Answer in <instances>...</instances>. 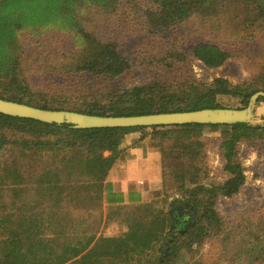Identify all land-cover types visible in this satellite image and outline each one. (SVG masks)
<instances>
[{
	"label": "trees",
	"instance_id": "obj_1",
	"mask_svg": "<svg viewBox=\"0 0 264 264\" xmlns=\"http://www.w3.org/2000/svg\"><path fill=\"white\" fill-rule=\"evenodd\" d=\"M141 1L135 6L157 32L198 20L217 35L264 38V0ZM125 3L129 0H0V98L88 115L138 116L226 108L220 102L226 97L245 108L255 93L264 92V64L256 77L238 84L223 77L211 82L187 77L77 96L31 85L23 67L22 33L73 35V49L51 65L60 74L111 80L125 74L130 62L117 42L86 29L94 8L112 13ZM171 51L175 64L189 60L186 53ZM191 57L215 70L232 52L202 43L191 47ZM209 132L220 134L227 179L219 184L207 182L210 166L202 138ZM134 133L141 135L133 147L158 152L162 182L156 199L116 205L107 180L126 159L122 145ZM243 143L264 145V126L74 129L0 114V264H201L192 254L211 240L229 264H264V216L225 221L216 209L219 199L234 197L246 183L238 157ZM116 214L127 230L105 236L103 229Z\"/></svg>",
	"mask_w": 264,
	"mask_h": 264
},
{
	"label": "rangeland",
	"instance_id": "obj_2",
	"mask_svg": "<svg viewBox=\"0 0 264 264\" xmlns=\"http://www.w3.org/2000/svg\"><path fill=\"white\" fill-rule=\"evenodd\" d=\"M135 3L141 5L142 1L129 0V4H121L112 13L94 8L87 15L86 22V29L100 40L117 42L120 52L130 62V69L125 74L113 80L60 74L54 71L51 65L57 66L60 57L63 58L64 54L73 49V35L59 32H44L38 35L22 33L20 42L23 46V67L31 85L47 93L77 96L87 92L143 86L152 80L173 84L188 79L187 77L202 82H211L215 78L223 77L233 84H238L252 80L261 72L264 64V38L241 41L225 33L217 35L211 31V27L202 26L198 20L181 24L166 32H157L147 24ZM202 43L218 44L229 49L232 57L221 68L207 69L201 62L190 58L191 47ZM171 50L186 53L189 60L175 64ZM169 63L174 66L167 67L166 64ZM220 102L226 108L242 109L237 99L226 97ZM254 111L255 118L251 124L264 125V102L254 106ZM140 135L134 133L126 137L123 148L128 143L130 145L126 150L135 145L134 142ZM202 139L206 144L210 166L207 182L222 183L227 179V174L224 172L225 163L219 151L220 134L209 132ZM146 141L149 143V138ZM126 153L128 157V152ZM238 157L245 169L246 183L239 194L232 198H221L217 202L216 209L225 221L238 222L264 216V145L243 143L238 147ZM154 199L155 191H152L147 202ZM106 212L105 209L104 213ZM76 215L79 217L81 213L77 212ZM113 220L106 224L103 233L108 237H119L127 230V224L121 214L114 215ZM213 241L195 249V254H192L193 261L195 259L201 264H229V261L221 258V250L217 242Z\"/></svg>",
	"mask_w": 264,
	"mask_h": 264
},
{
	"label": "water",
	"instance_id": "obj_3",
	"mask_svg": "<svg viewBox=\"0 0 264 264\" xmlns=\"http://www.w3.org/2000/svg\"><path fill=\"white\" fill-rule=\"evenodd\" d=\"M264 92L255 93L242 109L207 108L189 112L154 113L138 116H99L71 110H51L0 98V114L46 124L71 125L74 129L169 127L181 125H233L250 123L254 106ZM264 126V125H263Z\"/></svg>",
	"mask_w": 264,
	"mask_h": 264
},
{
	"label": "crops",
	"instance_id": "obj_4",
	"mask_svg": "<svg viewBox=\"0 0 264 264\" xmlns=\"http://www.w3.org/2000/svg\"><path fill=\"white\" fill-rule=\"evenodd\" d=\"M141 146H129L126 150L128 157L117 163L110 172L107 182L111 199L117 201L116 205L144 203L152 191L160 188V156L156 150Z\"/></svg>",
	"mask_w": 264,
	"mask_h": 264
}]
</instances>
